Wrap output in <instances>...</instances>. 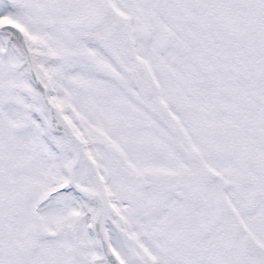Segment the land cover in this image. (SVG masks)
Segmentation results:
<instances>
[{
  "label": "snow or ice",
  "instance_id": "obj_1",
  "mask_svg": "<svg viewBox=\"0 0 264 264\" xmlns=\"http://www.w3.org/2000/svg\"><path fill=\"white\" fill-rule=\"evenodd\" d=\"M0 264H264V0H0Z\"/></svg>",
  "mask_w": 264,
  "mask_h": 264
}]
</instances>
